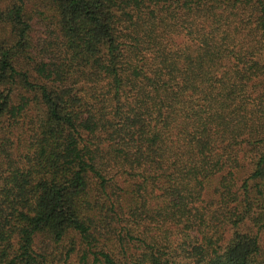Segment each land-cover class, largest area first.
Returning <instances> with one entry per match:
<instances>
[{
	"label": "trees",
	"instance_id": "16d2710c",
	"mask_svg": "<svg viewBox=\"0 0 264 264\" xmlns=\"http://www.w3.org/2000/svg\"><path fill=\"white\" fill-rule=\"evenodd\" d=\"M0 264H264V0H0Z\"/></svg>",
	"mask_w": 264,
	"mask_h": 264
}]
</instances>
